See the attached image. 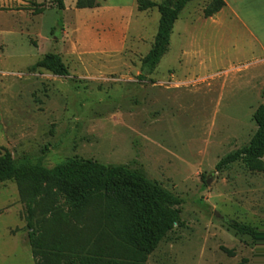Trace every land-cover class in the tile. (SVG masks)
I'll list each match as a JSON object with an SVG mask.
<instances>
[{
  "label": "rangeland",
  "instance_id": "374dc122",
  "mask_svg": "<svg viewBox=\"0 0 264 264\" xmlns=\"http://www.w3.org/2000/svg\"><path fill=\"white\" fill-rule=\"evenodd\" d=\"M209 1L186 5L167 52L141 78V61L158 28L157 8L135 10L123 48L112 50L111 35L120 26L91 21L73 0L63 11L52 0H0V149L49 169L67 158L141 165L183 202V225L146 264L264 260L259 242L226 224L249 225L264 237V172L250 171L242 160L215 168L256 130L264 55L251 32L226 12L205 19ZM46 53L61 56L68 77L32 70ZM25 216L15 183H1L0 264H34Z\"/></svg>",
  "mask_w": 264,
  "mask_h": 264
},
{
  "label": "trees",
  "instance_id": "16d2710c",
  "mask_svg": "<svg viewBox=\"0 0 264 264\" xmlns=\"http://www.w3.org/2000/svg\"><path fill=\"white\" fill-rule=\"evenodd\" d=\"M191 1L161 0L157 4L136 0L138 11L157 8L159 13L153 44L141 61V78L152 73L167 52L174 24ZM52 2L58 11L64 10V0ZM98 6L97 0L75 2L76 9ZM224 6V0H210L203 17L214 16ZM31 68L69 76L61 56L55 53L44 54ZM253 120L256 130L249 143L224 156L216 164L217 170L242 160L250 171L264 172V104L256 109ZM7 181L15 183L25 207L34 264H146L159 243L183 225L182 200L148 178L141 165L67 158L49 169L26 158L17 161L1 148L0 184ZM226 224L235 235L259 242L264 251V237L261 239L256 228L233 220Z\"/></svg>",
  "mask_w": 264,
  "mask_h": 264
},
{
  "label": "crops",
  "instance_id": "0c3cea01",
  "mask_svg": "<svg viewBox=\"0 0 264 264\" xmlns=\"http://www.w3.org/2000/svg\"><path fill=\"white\" fill-rule=\"evenodd\" d=\"M1 1L7 2V0ZM9 1L27 5L29 0ZM73 1L76 2V0ZM224 2V8L210 18H214L216 15L226 12L229 17L237 20L244 29L251 32L252 44L254 43L255 46L258 45L261 49V55H264V29L259 28L261 25L264 26V0H224ZM97 3L99 5L97 8L78 10L90 12L92 15L91 21H94L95 17L99 22H112L120 26L119 30L112 32L111 36L115 38L116 42L115 44L112 43L110 48L112 50L122 49L135 10L137 13H140L136 7V0H97ZM64 6L67 7L66 0H64ZM149 11L150 10L143 11L141 13ZM26 12V10L23 11V16L25 18ZM121 23L122 25H120Z\"/></svg>",
  "mask_w": 264,
  "mask_h": 264
},
{
  "label": "water",
  "instance_id": "95a60500",
  "mask_svg": "<svg viewBox=\"0 0 264 264\" xmlns=\"http://www.w3.org/2000/svg\"><path fill=\"white\" fill-rule=\"evenodd\" d=\"M261 239H263V237Z\"/></svg>",
  "mask_w": 264,
  "mask_h": 264
}]
</instances>
